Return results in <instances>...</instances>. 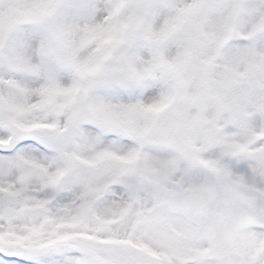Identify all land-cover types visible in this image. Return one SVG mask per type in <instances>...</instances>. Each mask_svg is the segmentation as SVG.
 <instances>
[{"label": "snow or ice", "instance_id": "obj_1", "mask_svg": "<svg viewBox=\"0 0 264 264\" xmlns=\"http://www.w3.org/2000/svg\"><path fill=\"white\" fill-rule=\"evenodd\" d=\"M0 264H264V0H0Z\"/></svg>", "mask_w": 264, "mask_h": 264}]
</instances>
